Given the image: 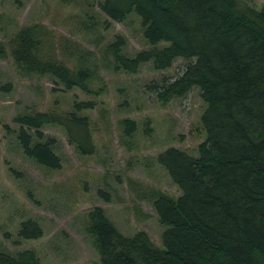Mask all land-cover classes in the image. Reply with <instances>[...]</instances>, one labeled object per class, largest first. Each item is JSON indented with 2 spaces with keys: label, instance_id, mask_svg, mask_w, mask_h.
I'll use <instances>...</instances> for the list:
<instances>
[{
  "label": "rangeland",
  "instance_id": "1",
  "mask_svg": "<svg viewBox=\"0 0 264 264\" xmlns=\"http://www.w3.org/2000/svg\"><path fill=\"white\" fill-rule=\"evenodd\" d=\"M99 1L0 0V250L12 255L34 250L42 264H102L87 232L88 212L95 206L104 208L123 235L145 231L164 249L167 227L158 219L154 200L181 193L159 155L173 147L196 156L206 138L201 122L206 105L199 88L168 101L153 91V85L180 77L188 62L179 59L162 72L152 63L137 74L116 70L113 57L104 54L116 38L124 40L123 54L130 58L149 44L135 12L116 23L101 13ZM245 1L264 7V0ZM28 27L38 30L43 56L73 68L81 61L91 69L89 92L69 91L49 77L25 75L17 68L14 39ZM81 102H92L93 109L76 112ZM46 112L61 118L76 113L89 121V139L85 129L71 125L79 148L69 142L68 126L41 129L44 141H55L60 168L36 163L18 140L16 120ZM127 120L135 122L130 133ZM28 220L40 225V239L19 237Z\"/></svg>",
  "mask_w": 264,
  "mask_h": 264
},
{
  "label": "trees",
  "instance_id": "2",
  "mask_svg": "<svg viewBox=\"0 0 264 264\" xmlns=\"http://www.w3.org/2000/svg\"><path fill=\"white\" fill-rule=\"evenodd\" d=\"M98 7L116 23L135 12L149 44L130 58L123 54L124 40L116 38L104 49L116 70L137 74L142 65L152 63L162 72L182 59L188 62L183 74L153 85V91L168 101L199 88L206 105L201 118L206 138L197 155L172 147L158 158L181 193L154 200L158 219L167 227L164 249L145 231L123 235L104 208L95 206L88 212L87 232L102 264H264V7L256 9L245 0H101ZM40 37L35 27L17 34L12 49L17 68L25 75L49 77L69 91L89 92L91 69L81 61L73 68L43 56ZM85 108L93 109V103L76 104V112ZM75 114L18 118V140L26 155L60 168L55 141H44L41 129L68 126L69 142L79 148L80 138L72 134L71 125L85 129L88 139L90 125ZM124 125L128 133L130 127L135 129L133 121ZM42 236L33 220L23 223L19 232L24 240ZM0 264L42 262L34 250L15 255L0 250Z\"/></svg>",
  "mask_w": 264,
  "mask_h": 264
}]
</instances>
